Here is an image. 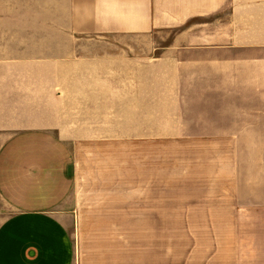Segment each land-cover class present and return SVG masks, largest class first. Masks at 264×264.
<instances>
[{
    "label": "crops",
    "instance_id": "1",
    "mask_svg": "<svg viewBox=\"0 0 264 264\" xmlns=\"http://www.w3.org/2000/svg\"><path fill=\"white\" fill-rule=\"evenodd\" d=\"M56 2L84 36L53 41L47 84L31 80L41 77L37 70L8 68L0 37V264H75L71 197L76 182H87V126L100 124L111 133L95 135L96 142L148 143L143 181L101 188L141 191L144 220H163L166 202L164 164L161 155L152 163L150 143H210L207 200L212 220L224 223L222 264H264V168L244 181L232 147L264 142V0ZM153 31L174 36L157 43L103 36ZM71 42L78 45L74 59ZM75 93L77 118L71 103L56 113L55 94ZM119 126L142 132L119 133ZM120 153L133 159L131 148L109 152ZM117 168L113 163L111 172Z\"/></svg>",
    "mask_w": 264,
    "mask_h": 264
},
{
    "label": "rangeland",
    "instance_id": "2",
    "mask_svg": "<svg viewBox=\"0 0 264 264\" xmlns=\"http://www.w3.org/2000/svg\"><path fill=\"white\" fill-rule=\"evenodd\" d=\"M56 1L53 4V0H0V37L7 39L8 68L37 70L41 77L31 80L43 84H47V61L53 41L62 38L74 41L84 36L74 29L76 19L70 10L67 8V12L62 13ZM103 36L153 39L157 43L159 39L172 38L174 32ZM71 43L70 59H74L78 45L77 42ZM66 103H71L72 118L74 113L77 118L74 103H78V94H55L56 113L61 106L66 108ZM89 112L88 121L92 118ZM73 123L72 129H77ZM114 129L119 133L131 132L129 129L142 132V127L119 126ZM109 133L110 125L87 126V166L85 178L81 173V183L84 184V179L87 182L80 187V182H76L78 186L71 197V208L75 213L74 221L69 225L75 244V264H222L224 223L212 220L207 200L208 183L213 181L214 170L208 157L212 152L210 143H150L152 163L161 155L164 164L161 179L167 183L166 202L162 209L163 220H144L148 216L142 206L141 191L101 188H107L111 181H143L142 151L149 149L148 143H129L131 147L128 148L133 151L129 154L133 159L129 155L127 161L125 153H120L119 157L109 154L111 149H128L126 143L119 147L116 143L112 146L109 140L96 142L95 135ZM74 144L78 154V142L71 143ZM232 147L238 150L242 179L254 180L256 170L261 166L264 168V142H238L232 143ZM113 163L118 165L116 173L111 172ZM82 171L84 173V167ZM215 177L216 181H221L217 174ZM115 193H122L125 197H114ZM121 200H128L130 205ZM1 210L6 211L3 207Z\"/></svg>",
    "mask_w": 264,
    "mask_h": 264
}]
</instances>
